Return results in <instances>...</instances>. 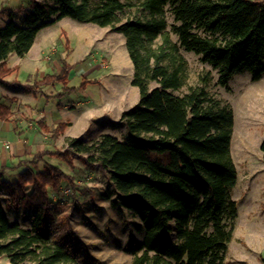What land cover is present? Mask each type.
Wrapping results in <instances>:
<instances>
[{
	"label": "trees",
	"instance_id": "obj_1",
	"mask_svg": "<svg viewBox=\"0 0 264 264\" xmlns=\"http://www.w3.org/2000/svg\"><path fill=\"white\" fill-rule=\"evenodd\" d=\"M29 1L17 22L10 18L0 28V80L15 70L6 63L10 53L24 56L41 29L70 17L124 36L133 67L131 84L139 91L137 104L118 118L127 132L125 141L110 134L90 142L70 137L66 148L35 157L56 156L70 169L74 158H81L107 172L111 189L102 194L104 199L140 220L137 229L143 236L131 251V264H232L224 259L237 216L230 194L237 178L231 155L233 110L207 92L203 83L208 75L182 94L172 90L187 78L181 48L215 69L222 87L244 70L254 81L262 78L264 0H137L147 16L124 19L120 14L135 6L128 0ZM166 12L172 16L176 41L167 30ZM70 67L61 60L59 72L40 80L34 76L26 88L36 95L42 94L36 90L41 85L66 83ZM151 82L157 85L150 89ZM72 89L64 87L54 97L60 100ZM11 116L10 108L0 103V120ZM67 125L59 123L52 136ZM260 149L264 152V141ZM74 180L45 163L38 171L24 169L13 182H0L5 194L0 198V256L11 264H81L69 248L53 240L47 207L50 191L59 192L64 182L74 188ZM7 208L33 209L31 226L10 221ZM68 232L60 233L65 241Z\"/></svg>",
	"mask_w": 264,
	"mask_h": 264
},
{
	"label": "rangeland",
	"instance_id": "obj_2",
	"mask_svg": "<svg viewBox=\"0 0 264 264\" xmlns=\"http://www.w3.org/2000/svg\"><path fill=\"white\" fill-rule=\"evenodd\" d=\"M128 1L135 6L126 8L120 14L121 19L147 16L146 12L137 7V0ZM29 7V0H0L2 11L0 28L4 27L10 18L17 22ZM7 10L14 12L13 15L9 16L10 11ZM166 19L167 30L172 40L176 41V36L170 30L173 19L169 12H166ZM60 33L61 37L55 46V40ZM54 46L55 49L52 50ZM42 53L43 56L47 55L50 68L47 70L41 62H33L25 58L21 62L24 67L18 78L25 81L26 73L32 67V69L37 67L38 73L53 74L52 60L59 63L60 57L64 58L66 62L72 64L66 83L56 81L44 85L43 90L46 94H55L58 91L62 92L64 87H73L65 94H69L70 100L76 101L72 103L73 108L71 107L74 109V114L80 113L85 108V99L89 96L91 101L89 106L93 109L91 112L93 124L88 127L90 134L84 135V141L88 137H95L98 133L110 134L120 141H125L127 132L118 118L121 111L137 104L139 91L131 84L133 67L124 36L110 27H100L95 23L64 17L59 23L44 27L39 32L31 54L42 57L40 56ZM180 53L187 62V78L181 88L172 92L182 94L188 86L202 84L201 77L208 75L207 82L203 83L207 92L229 103L233 110L234 135L231 138V155L235 164L237 160L239 170L238 179L230 194L236 201L237 216L224 260L236 264V259H239L237 246H240L242 241L247 243L251 241L255 233H264V216L259 210L264 203V170L250 173L251 167H257L256 155L261 150L259 143L264 140V96L261 97L260 94L264 93V76L254 81L244 70L235 73L227 87H222L217 84V71L210 65L202 63L198 55L182 48ZM12 54L11 61L17 56L13 52ZM156 85L155 82H151L149 88ZM7 89L26 94L19 87ZM59 116L63 117L61 114ZM244 129L248 136L250 135L248 148L244 147L240 136V131ZM56 147L61 149L62 144L57 143ZM261 154L264 161V152L262 151ZM242 160L246 162L243 164ZM263 161L259 162L264 163ZM58 162L60 164H53L65 173L73 175L75 180L79 179V182L74 184V188L64 182L59 192L50 191L53 200L47 207L52 214L53 240L69 248L81 264H130L131 251L142 240L143 232L137 229V224L140 223L137 217L124 208L111 207L109 201L102 196L111 189L107 172L97 169L98 167L91 168L85 165L81 158H74V163L80 168L78 171L74 168L70 169L61 159H58ZM83 165L87 167L86 171L82 169ZM245 167L254 176L250 177L249 174L243 176L242 171ZM6 213L10 221L17 220L23 227H30L32 224L31 213L22 209H16L15 213V210L7 208ZM14 214L18 219L14 218ZM67 222L71 225L69 232ZM66 232H68L67 241L60 236V233ZM0 264H11V262L8 257L0 256Z\"/></svg>",
	"mask_w": 264,
	"mask_h": 264
},
{
	"label": "crops",
	"instance_id": "obj_3",
	"mask_svg": "<svg viewBox=\"0 0 264 264\" xmlns=\"http://www.w3.org/2000/svg\"><path fill=\"white\" fill-rule=\"evenodd\" d=\"M5 8V7H4ZM6 9V8H5ZM9 12V16L13 15L14 12L11 10H7ZM0 12H2L0 10ZM63 19V18H62ZM62 19L56 21L53 24L59 23ZM42 30V29H41ZM40 30V31H41ZM39 31V32H40ZM39 32L37 33L34 42L32 43L29 51L22 57L15 56L12 59V53H10L6 59V63L9 67L15 68V70L8 76L4 77L0 80V103L8 106L12 111V116L8 120H0V182H13L17 179L18 174L26 168H30L34 171L41 170L45 163H49L54 165L53 163L60 164L58 162V157L51 155H44L41 158H36L35 154L38 152H42L44 150L54 151L57 149L56 144H62L61 149L66 148V139L70 137H84L85 134H90V125L93 124V112L92 107L89 105L91 101L89 96H86L85 99V108L82 109L80 113L74 114L72 109V103L76 102L74 100H70L69 94H64L60 100L54 97L55 94L60 91L51 94H46L43 90L44 85H41L36 88L42 92V94L33 95L31 90L26 88L27 84L32 83V78L34 76L40 80L46 73L41 72L38 73V68L34 67V69H29L26 73L25 81H22L18 78L19 73L24 67L21 62L23 59L27 58L33 62H41L42 66L48 70L50 68L49 62L47 61V55L43 56V53L39 57L37 55H32L31 50L33 45L36 43L38 39ZM62 32V31H61ZM61 33L58 38L55 40V46L57 41L60 39ZM55 46L52 47V50L55 49ZM60 60H66L60 57ZM11 61V62H10ZM68 63V62H66ZM69 64V63H68ZM72 65V64H70ZM26 67V66H25ZM52 69L54 73L59 72L61 69V61L56 63L55 60H52ZM27 69V67H26ZM235 74V73H234ZM231 75L228 82H231L233 75ZM263 77V76H262ZM31 80V81H29ZM16 81L17 84H13L12 82ZM22 89L26 94L16 93L14 90H8L7 88ZM261 97L264 96V93H260ZM52 100L53 102L49 101ZM60 103V106H57V103ZM71 103V104H70ZM72 107V108H71ZM61 114L63 117H58ZM69 115V116H68ZM101 115L103 116V110L101 111ZM234 118V117H233ZM59 123H68V125L64 128V130L59 133L57 137L52 136V130ZM234 126V121H233ZM248 130V128H246ZM245 129L240 131L241 140L244 143V147L248 148L250 144V135ZM245 131V133H244ZM102 133H98L95 137H88L86 139L87 142L96 139ZM234 135V128L232 131V137ZM61 141V142H60ZM264 141V140H262ZM260 141V142H262ZM9 144V148H4L2 143ZM261 144V143H259ZM260 146V145H259ZM260 148V147H259ZM232 152V151H231ZM262 150L257 153L256 157L258 159V163L256 168L251 167L250 173L257 172L259 170H264V163H260L262 160ZM85 156L84 154H82ZM240 158V157H239ZM232 159L233 155H232ZM234 162V160H233ZM243 164L246 162L242 160ZM264 162V161H263ZM235 164V162H234ZM236 175L238 179V162L236 160ZM74 170L78 171V166L74 163ZM260 166V167H259ZM259 167V169H257ZM82 169L86 171L87 167L85 165L82 166ZM99 169V168H97ZM73 170V169H72ZM249 173L247 167L242 171L243 176L250 175V177L254 176ZM71 175V174H70ZM253 179H251L252 181ZM75 183L79 182V179L74 180ZM253 182V181H252ZM251 183V182H250ZM51 195V194H50ZM1 200H4L5 194L0 193ZM51 199L50 196V201ZM263 206V207H262ZM22 209L27 213L33 214V209H25L18 208V210ZM15 210L16 213V209ZM260 214L264 216V203L261 204ZM33 211V212H32ZM31 217V216H30ZM14 218L18 219L17 215L14 214ZM20 219V218H19ZM17 221V220H14ZM19 222V221H18ZM31 222V221H30ZM20 223V222H19ZM253 234V233H251ZM252 240L247 242L242 241L240 246L238 247L239 259H236V264H264V233H255L252 235ZM251 238V237H250ZM131 264V263H130Z\"/></svg>",
	"mask_w": 264,
	"mask_h": 264
},
{
	"label": "built area",
	"instance_id": "obj_4",
	"mask_svg": "<svg viewBox=\"0 0 264 264\" xmlns=\"http://www.w3.org/2000/svg\"><path fill=\"white\" fill-rule=\"evenodd\" d=\"M2 146L4 147V148H9V144H7V143H2ZM68 191H69V189H67Z\"/></svg>",
	"mask_w": 264,
	"mask_h": 264
}]
</instances>
